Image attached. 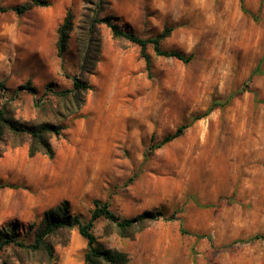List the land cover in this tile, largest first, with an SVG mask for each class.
<instances>
[{
    "label": "rangeland",
    "instance_id": "rangeland-1",
    "mask_svg": "<svg viewBox=\"0 0 264 264\" xmlns=\"http://www.w3.org/2000/svg\"><path fill=\"white\" fill-rule=\"evenodd\" d=\"M48 1L0 13V108L26 124L67 111L46 87H72L83 15L100 6V16L144 38L169 31L161 48L191 58L158 55L150 43L148 68L138 44L99 24L90 88L62 135L50 138L53 155L31 156L28 134L1 146L0 229L28 242L46 209L67 200L89 217L98 199L121 218L163 215L123 233L106 219L94 224L98 242L126 252L127 264H264V239L250 240L264 237V0ZM69 9L74 27L61 59L58 27ZM28 82L35 95L20 88ZM52 240L55 264H86L76 228ZM39 258L12 245L0 252V264H45Z\"/></svg>",
    "mask_w": 264,
    "mask_h": 264
},
{
    "label": "trees",
    "instance_id": "trees-1",
    "mask_svg": "<svg viewBox=\"0 0 264 264\" xmlns=\"http://www.w3.org/2000/svg\"><path fill=\"white\" fill-rule=\"evenodd\" d=\"M100 1L105 2V0ZM49 4L50 2L48 0H25L17 5H0V13L13 11L17 15H22L33 7L48 6ZM102 10H104V8L100 6L94 14L83 15L84 24L79 27L77 35V45L81 53L79 65L80 74L71 76L73 80L72 87L63 90L54 89L51 85H47L46 87L45 95L51 94L56 97L59 102L67 104L69 106L67 107V111L61 113V110L56 109V114L60 116L59 119H44L36 123L26 124L11 115L6 106H2V108H0V155L2 153L1 146L7 138L17 137L20 139L24 134L30 136L29 154L31 156L38 152L50 156L53 155L50 138L53 135H62L63 130L65 129L62 121L81 109L85 102L86 91L90 88L87 75L94 73L101 52V37L98 31L99 24H105L111 30L114 37L126 38L129 41L138 44L141 47V52L146 60L148 68L150 67V58L146 53V48L150 43L153 44L154 50L158 55L174 56L183 61L190 60V55L186 56L176 50H165L161 48L160 41L168 36L169 31H164L154 37L144 38L129 29L121 27L111 15L100 16ZM73 27L74 16L69 9L62 24L58 27L56 49L57 55L61 59L64 57ZM254 72L255 70L250 74L249 78L252 77ZM66 76L70 77V75ZM20 88L34 95L37 92L36 88L30 82L22 85ZM0 89H6L1 81ZM37 105L38 107H41V105ZM188 126L189 124H184L178 127L174 133L166 136L161 143H165L172 138L181 135ZM0 186H2L1 183ZM160 216H163L161 212L146 211L137 217L121 218L111 209L108 201L96 199L89 217H84L81 214L73 213L69 202L63 200L56 206L46 209L43 212L41 220L38 223L34 222L29 226V230L33 235L32 239L28 242L18 239L13 227L1 228L0 252L4 250L7 245H12L13 247L20 249L27 256L40 255L37 262L55 264V248L52 239L57 235L66 236L70 230L76 228L87 241V249L84 255L86 264H127L129 256L126 252L119 249L104 247L98 242L97 236L93 231L94 224L99 219H106L123 233L139 222L148 219H157ZM209 238L211 239V236H209ZM255 238L264 239L263 235H255L250 240H254Z\"/></svg>",
    "mask_w": 264,
    "mask_h": 264
},
{
    "label": "bare ground",
    "instance_id": "bare-ground-1",
    "mask_svg": "<svg viewBox=\"0 0 264 264\" xmlns=\"http://www.w3.org/2000/svg\"><path fill=\"white\" fill-rule=\"evenodd\" d=\"M260 84H261V81L259 82ZM107 97V96H106ZM109 99V98H108ZM109 101V100H108ZM112 101V100H111ZM102 105V104H101ZM111 105H112V103H111ZM110 107V106H109ZM103 108H104V106H103ZM108 108V107H107ZM112 108V107H111ZM116 108V107H115ZM108 110V109H107ZM113 111V110H112ZM109 113H111V111L109 110ZM108 114V113H107ZM113 114V113H112ZM109 115H111V114H109ZM110 117V116H109ZM106 120V119H105ZM104 120V121H105ZM91 122V121H90ZM97 123V122H96ZM90 124V123H89ZM88 124V125H89ZM86 125V124H85ZM90 127L92 126V125H89ZM80 130V129H79ZM84 130V129H83ZM88 130V129H87ZM84 133V132H83ZM66 157V156H65ZM37 169V168H36ZM35 172V171H34Z\"/></svg>",
    "mask_w": 264,
    "mask_h": 264
}]
</instances>
